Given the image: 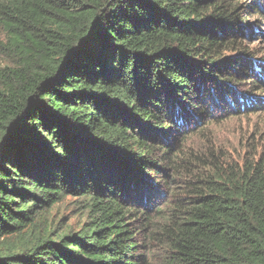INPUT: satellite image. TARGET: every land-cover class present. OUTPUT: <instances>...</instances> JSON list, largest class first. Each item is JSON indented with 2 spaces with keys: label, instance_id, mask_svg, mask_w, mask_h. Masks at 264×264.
I'll list each match as a JSON object with an SVG mask.
<instances>
[{
  "label": "trees",
  "instance_id": "obj_1",
  "mask_svg": "<svg viewBox=\"0 0 264 264\" xmlns=\"http://www.w3.org/2000/svg\"><path fill=\"white\" fill-rule=\"evenodd\" d=\"M0 28V239L89 218L0 264H264V126L244 156L211 129L264 114V0H0Z\"/></svg>",
  "mask_w": 264,
  "mask_h": 264
},
{
  "label": "rangeland",
  "instance_id": "obj_2",
  "mask_svg": "<svg viewBox=\"0 0 264 264\" xmlns=\"http://www.w3.org/2000/svg\"><path fill=\"white\" fill-rule=\"evenodd\" d=\"M5 43V35L0 28V69L12 64L13 58L1 49V44ZM258 44V50L264 51V38L260 42L255 40ZM248 109H255L254 104L250 105ZM252 112V111H248ZM263 111L250 114L247 117H241L238 120H227L225 124H219L211 127L214 133L216 146H224L225 150L234 156L246 154V147L242 146L241 140L244 137H255L256 154L262 150V141L257 137L258 130L264 126V121L260 120L263 117ZM246 141V140H245ZM246 142L243 144L245 145ZM258 146V147H257ZM88 212L83 207L82 199L74 196H66L59 203L55 204L45 215L38 219L35 227L29 230H24L18 235H10L0 239V252L18 251L23 248L26 250L32 247L37 240L42 237L58 238L59 236L70 231L79 232L88 221ZM59 239V238H58Z\"/></svg>",
  "mask_w": 264,
  "mask_h": 264
},
{
  "label": "bare ground",
  "instance_id": "obj_3",
  "mask_svg": "<svg viewBox=\"0 0 264 264\" xmlns=\"http://www.w3.org/2000/svg\"><path fill=\"white\" fill-rule=\"evenodd\" d=\"M22 53V52H21Z\"/></svg>",
  "mask_w": 264,
  "mask_h": 264
}]
</instances>
